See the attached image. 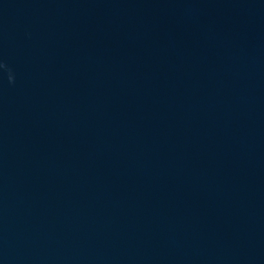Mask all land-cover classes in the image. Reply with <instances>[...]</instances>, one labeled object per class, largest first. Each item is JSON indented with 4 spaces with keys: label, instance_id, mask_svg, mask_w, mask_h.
Here are the masks:
<instances>
[{
    "label": "water",
    "instance_id": "1",
    "mask_svg": "<svg viewBox=\"0 0 264 264\" xmlns=\"http://www.w3.org/2000/svg\"><path fill=\"white\" fill-rule=\"evenodd\" d=\"M0 264H264V0H0Z\"/></svg>",
    "mask_w": 264,
    "mask_h": 264
}]
</instances>
